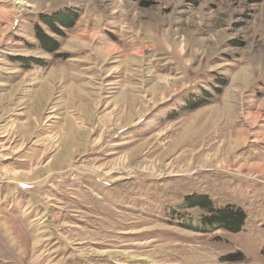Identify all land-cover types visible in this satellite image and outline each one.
I'll return each instance as SVG.
<instances>
[{
    "label": "rangeland",
    "instance_id": "rangeland-1",
    "mask_svg": "<svg viewBox=\"0 0 264 264\" xmlns=\"http://www.w3.org/2000/svg\"><path fill=\"white\" fill-rule=\"evenodd\" d=\"M0 264H264V0H0Z\"/></svg>",
    "mask_w": 264,
    "mask_h": 264
},
{
    "label": "trees",
    "instance_id": "trees-1",
    "mask_svg": "<svg viewBox=\"0 0 264 264\" xmlns=\"http://www.w3.org/2000/svg\"><path fill=\"white\" fill-rule=\"evenodd\" d=\"M77 12L72 9L65 8L63 10L52 13L42 14L40 16L41 23L36 24L35 36L38 39L42 49L49 53L59 50V42L51 34H49L43 25H46L55 34H62L61 28H72L77 20ZM203 104V103H201ZM196 105V107L201 106ZM189 206H198L207 211L201 219L205 226H218L230 232H239L245 225L246 212L235 205L227 204L223 207H216L210 197L206 194H193L185 198Z\"/></svg>",
    "mask_w": 264,
    "mask_h": 264
},
{
    "label": "bare ground",
    "instance_id": "bare-ground-1",
    "mask_svg": "<svg viewBox=\"0 0 264 264\" xmlns=\"http://www.w3.org/2000/svg\"><path fill=\"white\" fill-rule=\"evenodd\" d=\"M41 88V87H40ZM75 88V87H74ZM40 90V89H39ZM44 91H46V89L45 90H40V92H44ZM41 94H43V93H41ZM40 97V96H39ZM42 97H43V95H42ZM84 111V110H83ZM73 123V121H72V119H70V118H68V121H67V125H66V127H67V130H69V131H67V133H66V143L65 144H68V145H66L65 146V149H63L58 155H57V159L55 160V162H53V163H55V164H57V163H59L58 162V160H60L59 158H65L66 156H69L70 155V153L71 154H73V151H72V149H71V147L72 146H78L79 145V140L80 139H85L86 137H87V132H86V130L85 129H82V128H76V124H72ZM27 125V127L26 128H28L29 126H30V122H28V123H26ZM31 127V126H30ZM4 135H6V134H4ZM70 141V142H69ZM70 143V144H69ZM166 152V151H165ZM164 152V153H165ZM131 153V152H130ZM135 153H136V150H135ZM132 154V153H131ZM133 155V154H132ZM126 156V155H125ZM127 157H130V156H127ZM132 158V157H131ZM132 160V159H131ZM129 161V160H128ZM131 162V161H130ZM60 164V163H59ZM115 164V163H114ZM52 165H54V164H52ZM51 165V166H52ZM56 166V165H55ZM157 166L158 165H153V167L152 168H155L156 170H157ZM98 168V167H97ZM146 168V167H145ZM148 168V167H147ZM112 170V169H111ZM153 170V169H152ZM114 172V171H113ZM29 174V173H28ZM15 175H17V174H15ZM119 178V177H118ZM122 178V177H121ZM120 178V179H121ZM200 251V250H199ZM197 252V251H196ZM130 253V252H129ZM126 254V253H125ZM146 258H148V257H146ZM197 258V257H196ZM197 260V259H196Z\"/></svg>",
    "mask_w": 264,
    "mask_h": 264
}]
</instances>
